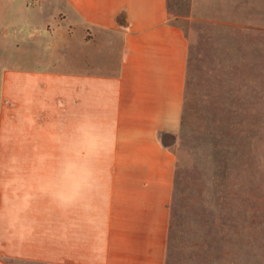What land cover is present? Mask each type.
<instances>
[{
	"label": "crops",
	"instance_id": "1",
	"mask_svg": "<svg viewBox=\"0 0 264 264\" xmlns=\"http://www.w3.org/2000/svg\"><path fill=\"white\" fill-rule=\"evenodd\" d=\"M7 1L35 58L0 91V264H166L189 60L170 0Z\"/></svg>",
	"mask_w": 264,
	"mask_h": 264
},
{
	"label": "rangeland",
	"instance_id": "2",
	"mask_svg": "<svg viewBox=\"0 0 264 264\" xmlns=\"http://www.w3.org/2000/svg\"><path fill=\"white\" fill-rule=\"evenodd\" d=\"M169 6L189 60L180 129L164 136L177 161L166 264H264V0ZM29 9L0 0V23L14 16L32 33ZM11 35L0 31V91L35 58Z\"/></svg>",
	"mask_w": 264,
	"mask_h": 264
}]
</instances>
